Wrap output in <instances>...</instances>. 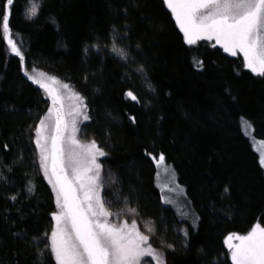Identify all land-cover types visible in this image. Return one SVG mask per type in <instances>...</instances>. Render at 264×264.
Returning <instances> with one entry per match:
<instances>
[{"label": "trees", "instance_id": "16d2710c", "mask_svg": "<svg viewBox=\"0 0 264 264\" xmlns=\"http://www.w3.org/2000/svg\"><path fill=\"white\" fill-rule=\"evenodd\" d=\"M32 2L11 6L23 59L0 28V264H57L58 207L36 144L52 98L36 71L83 98L78 139L105 153L99 195L113 222H135L163 264H233L226 238L264 227V173L242 129L264 140V75L207 41L188 45L163 0H35L30 17ZM161 155L199 217L184 236L155 186Z\"/></svg>", "mask_w": 264, "mask_h": 264}, {"label": "snow or ice", "instance_id": "6c2138e0", "mask_svg": "<svg viewBox=\"0 0 264 264\" xmlns=\"http://www.w3.org/2000/svg\"><path fill=\"white\" fill-rule=\"evenodd\" d=\"M184 33L189 45L198 40H215L224 51L243 54L245 66L257 75H264V0H165ZM6 0L0 17V28L11 51L23 59L12 39L9 27L11 6ZM38 4L33 0L28 15L35 16ZM52 98L49 116L40 121L36 144L40 149L41 166L56 191L59 212L54 215L56 229L51 236V247L57 264H141L143 257L152 256L157 264L163 259L147 244L148 237L135 226L108 223L112 215L99 195L100 165L97 155L105 153L95 142L81 145L76 139V117L87 115L81 110L83 98L71 92L65 119L64 98L55 88L41 79L30 76ZM53 85L68 90L67 84ZM128 95L135 99L131 92ZM86 107V106H84ZM71 129L70 135H65ZM45 131L49 132L45 136ZM155 159V158H154ZM164 160L163 155L158 163ZM260 163L264 166V156ZM134 211V210H133ZM103 218V219H102ZM238 243H232V241ZM233 264H264V227L257 224L247 235L231 234L226 238Z\"/></svg>", "mask_w": 264, "mask_h": 264}, {"label": "rangeland", "instance_id": "374dc122", "mask_svg": "<svg viewBox=\"0 0 264 264\" xmlns=\"http://www.w3.org/2000/svg\"><path fill=\"white\" fill-rule=\"evenodd\" d=\"M163 1H164L165 5H166L167 9L170 11V13H171V15H172L177 27L181 31V29H180V27H179V25H178V23H177V21L175 19L174 14L168 8L165 0H163ZM181 33H182L183 38L185 40L184 33L182 31H181ZM199 41H201V40H198L193 45H196ZM204 41H207L210 45L220 47L224 51L223 47L220 44H217L214 39L213 40H204ZM193 45H190V46H193ZM227 53H229V52H227ZM236 55H240L241 56V58L243 60V63H244V67L247 70H249L245 66V61H244L243 54L240 53L239 51H237ZM249 71H251V70H249ZM253 74H255V73H253ZM28 75L32 76V77H36L38 79L39 78L43 79V78L50 77V76L44 75V74H42V73H40L38 71L29 72ZM51 78H54V77H51ZM45 82L48 85V87L56 88V87H54V85L50 81H45ZM59 84L62 85L63 83L59 82ZM61 89H62L61 90V94H62L63 98H69L70 93L73 92L70 89H68V90H65L63 88H61ZM68 101H69V99H68ZM50 102H51V105H52L51 99H50ZM64 102L66 103L65 100H64ZM66 106H67V103H66ZM50 109L51 108H49V110ZM82 109L83 108L81 107V110ZM48 116H49V112L46 113L45 119ZM76 119H77V117H76ZM80 122H81V118L76 120V124L77 125H79ZM242 129H243L244 134L249 138V140H250V142L252 144V148L255 151V153L257 154L258 159H259V163H260L261 157L264 156V140L257 139L256 137H254L252 131L250 130L249 125L247 123H245V122L242 124ZM75 136H76V139L79 141L78 132L77 131L75 133ZM37 139H38V136H37V131H36V140ZM79 143L81 145H87V144L82 143L81 141H79ZM37 149H38V161H39L40 168L42 170V174H43L44 178L46 179V181L48 182V184L50 186V189L53 192V196H54V199H55V202H56V206H57L56 191L53 188V184L49 183L48 176H46L45 173H44V170H43V168L41 166L40 149L38 148V146H37ZM98 161H99V156L96 157V163L97 164L99 163ZM155 161H156L155 162V168H156L155 186H156V188L158 189V191L160 193L161 200H162L163 204H165L167 207H169L173 211V213L175 215V219H176L177 223L179 224V230L178 231L180 232V234H182L184 236L186 234V232H187L186 224L189 225L190 227H192L193 229L198 228L197 226H198V222H199V217L194 212V210L192 209L191 203H190V201L188 199V196H187L186 189L180 184V182L178 180L177 172L175 171L174 167L172 165H168L165 162V160H163L162 163H158V158H156ZM260 166H261V168L263 170V173H264V166H262L261 163H260ZM58 212H59V208L57 210V213ZM107 220H108V223H110L112 225L120 226L119 224H116L115 222H113L110 217H108ZM55 224H56V221L54 223V227H55ZM53 231L54 230H52V233H53ZM139 232L141 233V231H139ZM249 232H247L245 234H241V235H247ZM141 234L144 235L143 233H141ZM51 236H52V234H51ZM51 236H50V242H51ZM232 243L235 244V243H238V241L234 240V241H232ZM143 246L144 247L150 246L152 249L155 250L156 253L161 254V250L153 244L152 240L149 237H148L147 244L143 245ZM227 248L229 249L228 246H227ZM51 250H52V247H51ZM228 251H229V254H230V257H231L230 249ZM52 255H53V251H52ZM53 257L55 258L54 255H53ZM55 261H56V259H55ZM151 261H155V259L152 256H145V257H143V259L141 261V264H147L148 262H151ZM231 261H232V258H231ZM232 263H233V261H232Z\"/></svg>", "mask_w": 264, "mask_h": 264}, {"label": "flooded vegetation", "instance_id": "af4514ba", "mask_svg": "<svg viewBox=\"0 0 264 264\" xmlns=\"http://www.w3.org/2000/svg\"><path fill=\"white\" fill-rule=\"evenodd\" d=\"M64 105H65V107H64L65 119L70 120L71 117H69V116L67 115L68 107L66 106V103H65V102H64ZM51 108H52V106H51ZM44 134H45L46 136H48V135H49V132H48V131H45ZM70 134H71V129H69V131H68L65 135H70ZM99 183H100V180H99ZM55 229H56V224H55V227H54L53 230H55Z\"/></svg>", "mask_w": 264, "mask_h": 264}, {"label": "water", "instance_id": "95a60500", "mask_svg": "<svg viewBox=\"0 0 264 264\" xmlns=\"http://www.w3.org/2000/svg\"><path fill=\"white\" fill-rule=\"evenodd\" d=\"M53 255L55 256L54 252H53ZM55 259H56V257H55ZM56 262H57V260H56Z\"/></svg>", "mask_w": 264, "mask_h": 264}]
</instances>
